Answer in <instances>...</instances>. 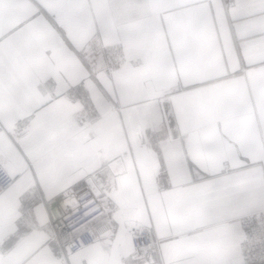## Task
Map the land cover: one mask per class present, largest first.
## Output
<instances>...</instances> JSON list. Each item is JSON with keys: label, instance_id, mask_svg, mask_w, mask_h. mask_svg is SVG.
<instances>
[{"label": "snow or ice", "instance_id": "1", "mask_svg": "<svg viewBox=\"0 0 264 264\" xmlns=\"http://www.w3.org/2000/svg\"><path fill=\"white\" fill-rule=\"evenodd\" d=\"M0 264H264V0H0Z\"/></svg>", "mask_w": 264, "mask_h": 264}]
</instances>
